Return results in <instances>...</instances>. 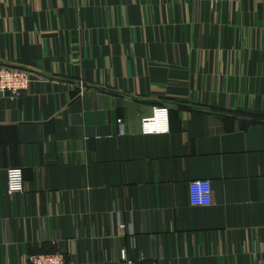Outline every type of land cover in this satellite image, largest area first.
Wrapping results in <instances>:
<instances>
[{
    "label": "crops",
    "instance_id": "0c3cea01",
    "mask_svg": "<svg viewBox=\"0 0 264 264\" xmlns=\"http://www.w3.org/2000/svg\"><path fill=\"white\" fill-rule=\"evenodd\" d=\"M2 67L0 264H264V0H0Z\"/></svg>",
    "mask_w": 264,
    "mask_h": 264
},
{
    "label": "built area",
    "instance_id": "2783aa9c",
    "mask_svg": "<svg viewBox=\"0 0 264 264\" xmlns=\"http://www.w3.org/2000/svg\"><path fill=\"white\" fill-rule=\"evenodd\" d=\"M216 3L225 0H198ZM236 2L237 0H230ZM31 75L20 68H0V98L18 99L31 84ZM120 131L124 133V125L119 121ZM170 133V114L167 107H156L151 116L144 118L141 123V134L145 136L164 135ZM26 191L24 172L22 168H11L7 171V190L9 197L24 194ZM190 206L203 208L213 205V188L209 180H196L188 184ZM125 231L126 226L120 225ZM119 264H161L157 262L144 263L130 258L127 251L120 252ZM25 264H66V257L62 254H42L30 256Z\"/></svg>",
    "mask_w": 264,
    "mask_h": 264
}]
</instances>
